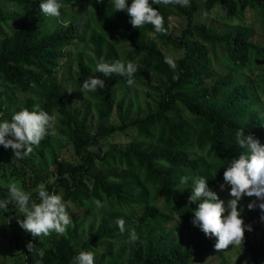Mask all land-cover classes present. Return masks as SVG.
Instances as JSON below:
<instances>
[{"label": "trees", "instance_id": "obj_1", "mask_svg": "<svg viewBox=\"0 0 264 264\" xmlns=\"http://www.w3.org/2000/svg\"><path fill=\"white\" fill-rule=\"evenodd\" d=\"M84 1L88 0H57L61 5L73 6ZM107 1L113 3V0ZM131 3L132 0H128L129 7ZM149 3L163 17L164 33H157L151 24L133 28L126 10L117 11L110 6L100 15L98 32H93L90 37L95 55L93 69L79 62L83 78L92 76L105 82L103 89L88 94L89 102L98 108L99 129L96 134H92L87 126L91 106H87L84 113L79 109L71 112L63 98L61 85L53 78L60 53L76 38L72 24L42 35L43 20L40 14H36L26 26L0 42V78L14 90L26 94L37 92L38 99L44 101L40 109L46 112L56 110L74 136L80 163L61 164L58 180L46 189L76 206L100 200L101 208L114 212L101 222L97 230L90 229L89 238L81 249L64 239L45 249L42 243L18 232L14 245L26 264H72L73 257L80 251L93 252L103 241L118 239L121 231L116 221L125 212L138 214V239L128 255L126 249H122L109 264H189L204 252L225 250L217 251L214 247L216 238L205 236L191 223L192 210L197 207L189 204L192 180L205 177L211 191L224 184L226 167L243 151L236 143L237 130L243 129L246 136L251 134L264 145V116L258 106L260 99L256 98L251 87L237 80L250 70L253 61L262 67L261 79H264V46L252 43L251 28L220 36L196 24L195 16L201 10L197 0H189L186 7L155 4L152 0ZM206 5L210 9L220 5L229 19L236 18L247 8L257 9L264 32V0H206ZM173 14L185 17L188 22L187 29L177 39L170 35L168 28ZM8 21L0 6V26ZM148 34H154L165 46L187 52L185 58L175 62L176 74L165 63L158 43L146 39ZM122 43L131 44L135 50L130 61L138 59L134 62L137 65L134 81L155 72L165 79L166 86L159 90L163 101L158 110L145 118L130 121L131 112L125 107V101L118 103V115L123 123L115 127L107 124L116 105L113 92L128 86L127 78L118 74L104 77L95 70V65L100 58L106 62L118 59L116 47ZM218 48L223 51V56L220 58V72H215L210 51ZM32 101H27L28 107ZM184 112L188 113L187 117ZM128 130H133L145 141H134L125 150H109L103 157L92 151L102 141ZM34 146L41 150L47 148L48 137ZM197 150L206 152L208 158L196 157ZM180 173L189 177L187 183H181ZM87 179L91 180L90 185ZM224 187L231 190L229 185ZM4 193L0 189V200L5 199ZM32 199L39 202L38 197ZM160 201L164 205L159 206ZM12 207L13 204H9L0 210ZM173 216L194 228L190 236L180 238L177 244L164 233L166 223ZM259 228H262L259 236L249 238L254 264H260V259L264 258V221L260 218L251 230L253 235ZM29 242L34 245L31 253L26 247ZM41 250L44 252L42 258L39 255ZM94 264L104 262L94 258Z\"/></svg>", "mask_w": 264, "mask_h": 264}, {"label": "rangeland", "instance_id": "obj_2", "mask_svg": "<svg viewBox=\"0 0 264 264\" xmlns=\"http://www.w3.org/2000/svg\"><path fill=\"white\" fill-rule=\"evenodd\" d=\"M39 0H0V6L6 12L9 21L0 26V42L3 39L11 37L20 28L26 26L30 19L40 14L42 17L41 31L42 35L51 34L62 28L73 25L76 29V38L71 46H67L60 53V61L54 70V80L61 85L63 98L71 112L79 109L81 113L85 112L87 106H91V115L88 120V128L92 134H96L99 129L97 116V106L88 100L89 92L82 91L81 86L85 78L80 72L79 62L82 61L85 66L93 69L95 55L94 48L90 43V37L93 32H98L101 25L100 15L105 12L112 2L107 0H88L77 6L61 5L59 16H50L41 12ZM201 10L195 16V23L207 27L212 33L224 36L233 31H240L244 28H251L252 43L258 46H264V32L258 18V10L247 8L241 11L234 19H229L223 8L216 5L213 8H207L206 0H197ZM188 22L185 17L173 14L169 20V33L175 39L179 38L182 32L187 29ZM149 41H156L163 55L172 56L176 61L185 58L186 51L176 49L174 47L165 46L154 34L146 35ZM118 59L124 62L130 61L134 57V48L131 44L117 45ZM213 59L212 69L220 72V58L223 51L220 48L216 51H210ZM134 62H138L134 60ZM170 67V66H169ZM250 70L243 73L237 80L246 83L255 93L259 100V109L264 116V79H261L262 67L253 61ZM170 71L176 74L175 69L170 67ZM166 86L165 79L159 77L155 72H150L145 76L137 79L133 85L126 86L121 89H115L113 97L116 101L115 109L111 117L107 120L109 126H120L122 120L118 115V103L125 101V107L130 110L128 119L130 121L137 118H145L150 113L156 112L159 105L163 101V95L159 90H163ZM37 92L26 94L19 90L10 88L5 81L0 78V122L4 120L11 121V117L15 112L27 108L29 111L34 106L44 104L43 100H39ZM32 99V104L28 107L27 101ZM6 103V104H4ZM49 115L55 114L57 121L55 124V135H48V147L40 149L33 146V151L23 159H14L12 149L0 148V189L4 190L5 198L8 197L9 183L16 182L27 193L31 194V198L37 197L36 188L39 184L44 183L46 187L55 183L59 178L58 169L61 164L80 163L77 157L74 145V136L63 123V117L56 110H49ZM185 117L188 113L184 112ZM145 141L133 130L126 132H118L112 137L102 141V143L92 148V151L103 157L106 152L112 149L125 150L132 142ZM196 157L207 159L206 152H195ZM209 160V159H208ZM181 177L184 175L180 173ZM90 185L91 180L87 179ZM184 189V187H180ZM220 200L227 207L231 199V190L224 187L213 189ZM63 201V200H62ZM66 210L70 216L71 223L66 227L62 234L51 231L47 236L41 235L33 237L30 233L22 229L17 220L24 217L18 211V207L13 204L9 210H0V264H26L23 255L18 252L14 245V237L18 232H24L34 241L40 242L45 249L53 247L55 242L66 240L73 243L78 249H81L84 242L89 238L90 229H98L101 222L114 214L107 208H97L92 201L86 202L82 206H76L73 203L63 201ZM254 203L256 207L249 210L248 205ZM264 203L256 197L244 196L238 201V211L241 213L246 226L251 229L256 227L257 220L264 215L258 205ZM159 206L164 205L162 201ZM227 215V213H225ZM120 219L125 220V231L120 233L119 238L103 241L97 248L93 250L94 258L109 264L116 258V255L122 249H126V255L134 243L129 238L130 230L135 231L140 226L138 214L125 212ZM194 228L185 224L184 220L173 216L165 225L164 233L169 236V240L177 244L180 238L185 239L193 233ZM262 232V228L257 230V234L253 235L252 231H245L244 241L241 245H230L223 252H209L193 258L189 264H254L253 255L250 249L249 238L258 237ZM260 264H264V258L260 259Z\"/></svg>", "mask_w": 264, "mask_h": 264}, {"label": "clouds", "instance_id": "obj_3", "mask_svg": "<svg viewBox=\"0 0 264 264\" xmlns=\"http://www.w3.org/2000/svg\"><path fill=\"white\" fill-rule=\"evenodd\" d=\"M152 3L177 4L186 7L189 5V0H152ZM112 5L117 11H127L133 28L151 24L157 33L166 31L163 27V17L150 5L149 0H132L130 7L128 0H113ZM39 7L46 15L59 16L62 6L57 0H41ZM165 63L172 69L176 68L172 56H166ZM95 70L102 73L104 77L112 74L126 77L127 84L131 86L135 82L133 77L137 72V65L132 61L124 62L116 59L106 62L100 58L96 62ZM104 87L103 79L90 76L83 81L81 89L85 92H95ZM56 121L55 114L49 115L38 105L31 111L27 108L21 109L12 115L10 122L8 120L0 122V145L5 149H12L14 159H23L33 151L34 145H39L46 136L56 134ZM235 139L243 151L238 159L229 162V166L223 173L224 184L220 185L221 190L225 185H229L230 195L234 199H231L225 207L217 194L208 188L205 177L192 180V193L189 197V204L197 205L192 210L191 223L199 227L205 236L216 238L214 247L217 251L227 249L230 245L243 244L245 231L252 230L241 219V213L237 210L238 201L244 196L256 197L264 201V145H261L259 140L251 134L246 136L243 129L236 131ZM188 180V176L181 177V183H187ZM36 192L39 202L33 200L31 194L25 192L18 183H9L8 197L0 200V209H6L9 204H15L24 217L22 220L18 219L17 223L33 237L47 236L51 231L58 234L64 233L72 221L62 196L55 192L50 193L44 183L37 186ZM93 203L97 208L103 207L100 200H95ZM254 207H256L254 203L248 205L249 210ZM258 207L264 212V203H260ZM260 219L264 221V215ZM125 223L124 219L118 218L116 221L122 233L125 231ZM129 238L133 242L138 239L134 229L130 230ZM26 247L30 253L34 251V245L31 242L27 243ZM39 255L43 257V250L39 252ZM72 264H94V253L80 251L73 257Z\"/></svg>", "mask_w": 264, "mask_h": 264}]
</instances>
